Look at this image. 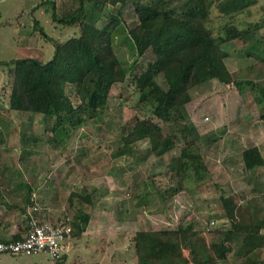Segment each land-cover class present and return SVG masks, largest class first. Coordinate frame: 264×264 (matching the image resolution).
<instances>
[{"label": "rangeland", "instance_id": "374dc122", "mask_svg": "<svg viewBox=\"0 0 264 264\" xmlns=\"http://www.w3.org/2000/svg\"><path fill=\"white\" fill-rule=\"evenodd\" d=\"M78 4L79 0H0V161L22 160L27 163V170L36 171L40 181L50 184L54 196L60 199L56 207L60 217H73L79 207L91 212L87 232L71 236L76 246L67 249L65 258L55 263L44 251L0 253V264H138L134 236L141 227H176L191 218L201 226L210 223L212 228L230 224L219 202L204 200L201 193L192 198L181 192L163 199L172 192H166L167 188L179 186L167 171L168 162L179 154L180 148L163 156L144 155L149 146L144 139L137 142L134 153H117L124 124L135 116L157 119L147 108L137 107L139 93L130 76L155 61L156 54L152 47L142 54L138 52L129 32L138 17L130 4L124 7L125 22L112 34L113 48L129 77L126 82L113 85L108 108L101 116L70 128L68 133L58 132L56 136L62 143L55 145L49 139L52 133L45 132V126L52 123L44 114L8 107L10 77L2 62L21 57L51 59L56 40L79 32L78 26L63 20L64 14ZM120 5L119 2L117 6ZM113 7L108 4L109 9ZM263 17L264 0L247 6L242 0H220L208 24L218 33L224 32L227 23L244 28ZM227 49L225 62L234 76L251 78L264 86V59L249 56L241 44H227ZM157 82L162 90L169 88L164 74L157 76ZM122 90L134 91L133 99L126 100ZM190 92L192 99L185 105L187 122L196 127L197 141L206 161L215 169V180L228 193L250 191L256 178L264 180V168L252 176L245 168L242 150L261 144L264 154V101L258 100L262 92L248 84L240 89L216 76L193 86ZM163 125L166 130L169 128ZM188 184L193 182L189 180ZM71 190L91 194L92 204H81L75 198L71 205ZM34 210L31 209L33 214ZM230 257L238 264L236 255L231 253Z\"/></svg>", "mask_w": 264, "mask_h": 264}, {"label": "trees", "instance_id": "16d2710c", "mask_svg": "<svg viewBox=\"0 0 264 264\" xmlns=\"http://www.w3.org/2000/svg\"><path fill=\"white\" fill-rule=\"evenodd\" d=\"M219 1L79 0L78 6L63 17L69 25L78 26L79 32L56 40L51 59L21 57L2 62L10 77L8 107L44 114L52 123L45 126V132L52 133L49 139L59 145L62 140L56 136L58 132L68 133L70 128L101 116L108 108L113 85L127 81L129 74L113 48L112 34L125 22L124 7L130 4L134 8L138 22L129 28L130 35L139 53L152 47L156 60L130 77L139 93L137 107L147 108L157 119L135 116L124 124L117 153H134L137 142L144 139L149 142L144 155L163 156L180 148L168 162L167 171L179 186L167 188L166 192H172L168 197L162 195L163 199L181 192L192 198L201 193L204 200L218 201L230 222L212 228L210 223L201 226L191 218L176 227H141L134 236L138 264H235L231 253L239 258L238 264H264V180L256 178L250 191L226 192L215 180V169L206 161L196 127L187 122L185 111L192 99L190 89L213 76L240 89L248 84L262 92L258 100L264 101V86L251 78H236L225 62L230 43L241 44L249 56L264 59V17L244 28L227 23L224 32L214 33L208 23ZM256 1L242 0L245 6ZM108 4L114 7L109 9ZM161 73L169 84L166 91L157 82ZM121 95L132 100L134 91L122 90ZM242 156L252 176L264 168L258 145L245 147ZM207 191L210 194L204 195ZM75 198L84 205L93 202L91 194L81 191L71 192V205ZM63 217L74 227L71 235L81 236L91 212L79 207L73 217Z\"/></svg>", "mask_w": 264, "mask_h": 264}, {"label": "crops", "instance_id": "0c3cea01", "mask_svg": "<svg viewBox=\"0 0 264 264\" xmlns=\"http://www.w3.org/2000/svg\"><path fill=\"white\" fill-rule=\"evenodd\" d=\"M253 145H258L263 151L261 144ZM26 164L22 160L0 161V239L3 240L22 238L26 235L29 228V216L33 213L31 209L35 207L37 208L34 214L40 221H58L62 218L56 211L59 196H54L50 184H44L39 180L41 177L36 171L27 170ZM71 192H69L68 200ZM29 199L32 202H28ZM71 236L65 241L62 259L67 256L68 248L72 245L76 246L70 239Z\"/></svg>", "mask_w": 264, "mask_h": 264}, {"label": "built area", "instance_id": "2783aa9c", "mask_svg": "<svg viewBox=\"0 0 264 264\" xmlns=\"http://www.w3.org/2000/svg\"><path fill=\"white\" fill-rule=\"evenodd\" d=\"M74 227L66 218L58 221H39L31 214L29 228L22 239H0V253L23 254L47 252L55 263L65 251V241L72 234Z\"/></svg>", "mask_w": 264, "mask_h": 264}]
</instances>
